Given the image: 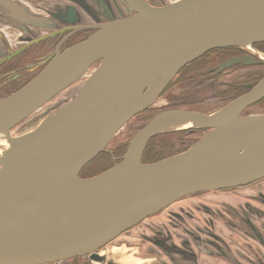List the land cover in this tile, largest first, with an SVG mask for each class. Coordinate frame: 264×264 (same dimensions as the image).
<instances>
[{"label": "water", "instance_id": "water-1", "mask_svg": "<svg viewBox=\"0 0 264 264\" xmlns=\"http://www.w3.org/2000/svg\"><path fill=\"white\" fill-rule=\"evenodd\" d=\"M118 1L114 14L101 0L94 32L0 99V264L97 260L100 247L186 194L264 177V113H245L264 98V75L211 112H157L112 166L81 174L187 63L264 42V0ZM239 62L264 60L227 58L216 73ZM43 106L35 127L12 133ZM186 129L204 132L182 151L143 160L151 138Z\"/></svg>", "mask_w": 264, "mask_h": 264}, {"label": "flooded vegetation", "instance_id": "flooded-vegetation-1", "mask_svg": "<svg viewBox=\"0 0 264 264\" xmlns=\"http://www.w3.org/2000/svg\"><path fill=\"white\" fill-rule=\"evenodd\" d=\"M100 1L0 0V99L33 78L56 51H63L94 32L95 25L101 22L94 15L104 14ZM106 4L114 14L122 8L118 0H106ZM243 55L262 60L264 42L248 48L229 46L208 50L183 66L162 95L178 79L185 86L194 83L193 79L202 78L199 82L202 88L207 85L203 81H209L208 75L214 79L232 68L252 65L239 62L216 73L222 61ZM253 64L264 66V62ZM263 75L264 72L234 87H249L247 84ZM174 92L178 93L173 90L172 96ZM167 98L168 106L160 109L180 107L184 100L181 96L174 99L167 95ZM198 131L200 135L204 132ZM105 153L114 155V149L109 148ZM119 157L113 156L114 160ZM111 246L115 252L110 250ZM127 250L145 264H264V177L232 187L186 194L100 247L97 260L83 255L45 264H136L120 259Z\"/></svg>", "mask_w": 264, "mask_h": 264}, {"label": "rangeland", "instance_id": "rangeland-1", "mask_svg": "<svg viewBox=\"0 0 264 264\" xmlns=\"http://www.w3.org/2000/svg\"><path fill=\"white\" fill-rule=\"evenodd\" d=\"M251 47V46H248ZM264 57V55H261ZM264 60V58L262 59ZM93 69L89 70L90 72ZM264 72V66H257V65H247V66H240L239 68H232L229 71L222 73L218 76V78L211 79L212 77L208 75L206 79L209 81L204 82L207 85L201 88L199 85V82H202V78L193 79L194 83L185 84V86L182 85L178 80H176L175 83L172 84V86L167 90L165 94H163L161 97H159L158 101L153 105V107H148L145 111L137 114L135 117H133L131 120H129L126 125L117 132L113 140L108 145L109 148L114 149V155H119L120 151L117 150L120 147L119 146H125L127 142L131 139V137L137 132V130L140 128V124H138L141 120L145 119L146 117H151L157 112L161 111L164 106H168V100L167 95H170L174 99H178V96H181L183 100L182 104H180V107L187 108V109H195L200 110L204 112H210L211 110L217 109L221 105H223L226 102V98L228 96V93L223 94L225 90L227 91L229 86L236 85L239 86L242 83H246L248 81H251L254 78H257L260 74ZM87 76H84L81 80H85ZM239 84V85H238ZM178 92L177 94L174 92L173 96L171 95L172 91ZM64 93L61 95L55 96L51 102L54 103L59 98L64 97ZM225 98V99H224ZM171 99V98H170ZM224 99V100H223ZM228 99V98H227ZM170 101V100H169ZM50 103V101L48 102ZM47 103V104H48ZM51 103V104H52ZM177 103V102H176ZM179 103V102H178ZM46 104V105H47ZM44 105V106H46ZM42 109L31 115L28 119L20 123L18 126H16L12 133L19 134L24 132L23 129L26 128V130L32 129L37 125V123L40 121L41 117L44 115L45 111ZM160 109V110H159ZM47 111V110H46ZM247 112H253V113H264V102L258 103L253 105L252 107L247 109ZM22 126L19 128V126ZM25 130V131H26ZM178 130L177 132H180L178 134H174L172 138H174V151L179 152L184 150L186 147H188L192 143V138L194 136H197L200 133L190 132L188 129L186 130ZM177 135V137H175ZM119 147V148H118ZM117 148V149H116ZM86 166L82 169L81 174H85ZM110 250L112 252H115L114 246L110 247ZM131 249H129L130 251ZM123 262L130 261L132 263L136 264H145V261L143 259H136L131 256V254L128 253V250L124 257L120 258ZM121 261V262H122Z\"/></svg>", "mask_w": 264, "mask_h": 264}, {"label": "trees", "instance_id": "trees-1", "mask_svg": "<svg viewBox=\"0 0 264 264\" xmlns=\"http://www.w3.org/2000/svg\"><path fill=\"white\" fill-rule=\"evenodd\" d=\"M234 86L235 85L229 86L228 90L227 91L225 90V92L223 93V94L228 93V96H227L228 99L226 98V102L248 89V87L246 88L241 87L239 89H235ZM261 102H264V98L258 103H261ZM180 132H177V131L164 132V133L158 134L154 136L153 138H151L146 148V151L144 153L143 160L147 162L157 161V160L163 159L165 157H168L176 153L173 150L175 140L172 137L174 136V134H178ZM193 132L197 133L199 131L196 130ZM199 136L200 134H198L197 136H194L191 139L192 142L195 141ZM175 137H177V135H175ZM127 145H128V142L126 143L124 147L122 146L119 148L120 157L125 152ZM113 156H114L113 154H109L105 152H102L101 154H99L94 160H92L89 164L86 165L85 175L96 174L112 166L116 161L120 159L119 157L117 160H114Z\"/></svg>", "mask_w": 264, "mask_h": 264}, {"label": "bare ground", "instance_id": "bare-ground-1", "mask_svg": "<svg viewBox=\"0 0 264 264\" xmlns=\"http://www.w3.org/2000/svg\"><path fill=\"white\" fill-rule=\"evenodd\" d=\"M245 47H247L248 48V46H245ZM158 101V100H157ZM156 101V102H157ZM155 102V103H156ZM155 103L153 104V105H155ZM153 107V106H152ZM180 126H187L186 124H181ZM2 136H4V132H0V138H2Z\"/></svg>", "mask_w": 264, "mask_h": 264}]
</instances>
